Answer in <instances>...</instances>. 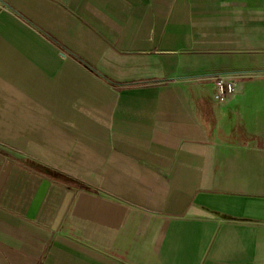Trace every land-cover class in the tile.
Wrapping results in <instances>:
<instances>
[{"label":"crops","instance_id":"crops-1","mask_svg":"<svg viewBox=\"0 0 264 264\" xmlns=\"http://www.w3.org/2000/svg\"><path fill=\"white\" fill-rule=\"evenodd\" d=\"M231 68L264 0H0V264H264V90L199 79Z\"/></svg>","mask_w":264,"mask_h":264},{"label":"built area","instance_id":"built-area-1","mask_svg":"<svg viewBox=\"0 0 264 264\" xmlns=\"http://www.w3.org/2000/svg\"><path fill=\"white\" fill-rule=\"evenodd\" d=\"M263 73L262 71L246 72L240 74L233 72H221L204 75L199 79L211 81L214 86V100L221 104H224L234 94L238 80L262 75Z\"/></svg>","mask_w":264,"mask_h":264},{"label":"rangeland","instance_id":"rangeland-1","mask_svg":"<svg viewBox=\"0 0 264 264\" xmlns=\"http://www.w3.org/2000/svg\"><path fill=\"white\" fill-rule=\"evenodd\" d=\"M261 69H263V68H250V69H248V68H245V69L231 68V69H228L226 72H233V73L240 74V73H246V72H259ZM263 72H264V69L262 70V73ZM247 80L248 81L245 83L244 89H247V90H264V73L262 75L254 76V77L249 78ZM36 167H37L36 169L39 172L46 174L48 177L53 178L55 181L58 180L59 182L60 181L64 182L65 180H67V181L69 180L64 176V174L58 175L57 173L53 172L54 170H52L51 167H49L46 164H43L41 162H38ZM74 183H71V181H69L70 185L75 186Z\"/></svg>","mask_w":264,"mask_h":264},{"label":"trees","instance_id":"trees-1","mask_svg":"<svg viewBox=\"0 0 264 264\" xmlns=\"http://www.w3.org/2000/svg\"><path fill=\"white\" fill-rule=\"evenodd\" d=\"M67 179H69V180L67 181V180L64 179L65 180L64 182L67 181L66 183H69V181H71V183H74L75 182L74 183L75 186H83V183H81V182H79L77 180H73V179H70V178H67Z\"/></svg>","mask_w":264,"mask_h":264}]
</instances>
